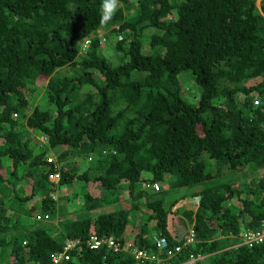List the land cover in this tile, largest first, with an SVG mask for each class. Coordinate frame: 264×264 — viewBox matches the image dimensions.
<instances>
[{
  "label": "trees",
  "instance_id": "1",
  "mask_svg": "<svg viewBox=\"0 0 264 264\" xmlns=\"http://www.w3.org/2000/svg\"><path fill=\"white\" fill-rule=\"evenodd\" d=\"M99 4L0 0V264H52L68 238L56 264H133L122 249L90 247V236L153 248L155 233L180 246L174 261L195 257L183 264H264V240L240 238L264 218V0H120L106 26ZM95 30L121 35L117 62L96 36L78 54ZM203 151L215 161L201 160ZM163 174L166 189L134 187ZM75 180H122L129 205L119 198L90 215L104 199L85 194L86 212L65 220L52 191ZM194 195L195 208H172ZM34 211L61 216L62 232L50 222L17 237Z\"/></svg>",
  "mask_w": 264,
  "mask_h": 264
},
{
  "label": "rangeland",
  "instance_id": "2",
  "mask_svg": "<svg viewBox=\"0 0 264 264\" xmlns=\"http://www.w3.org/2000/svg\"><path fill=\"white\" fill-rule=\"evenodd\" d=\"M257 1L258 0H256V2ZM131 10H132V8L130 9V11ZM106 36H107L106 41L105 42L101 41V43H100V49H99L100 53L103 56H105V58L107 60H109L111 62H117V60H118V58H117L118 51L113 48L115 36H114L113 33H108V35L106 34ZM62 69L64 71L63 67H62ZM94 76L97 77V74L94 73ZM44 83H45V81L42 80V84H41L42 89H43ZM42 89H40V90H42ZM85 89L86 88L84 86H82L79 89L76 98H80L83 95V92H84ZM40 92L41 91H39V93L37 94V98H42L43 97V93L41 92L42 96H40ZM38 102H42V99L38 100ZM46 106H47V104H46ZM197 130L199 131L198 128H197ZM51 158H52L51 160H55L54 156H51ZM199 158L201 160L206 159V160L210 161L211 163H213L215 161L212 158H208L207 155L205 154V151L201 152V154L199 155ZM4 159H5V163L6 164L9 163L7 158H4ZM65 160L66 159H63L61 162L65 161ZM68 167L69 166H67V168ZM222 168H224V167H221V169ZM259 169L262 172L264 171V167H261ZM140 175L150 176V173L148 172V170L143 169V171H141ZM164 175L165 174H163V177H164ZM53 176L57 177L56 175H53ZM163 177H162V181H161V185L160 186H161V189H166V187L163 186L164 183H162V182H164ZM246 178L248 179L247 175H246ZM121 182H123V181L121 180ZM120 183H117L116 186L113 187V188H105V187L101 186L98 181L88 180V181L84 182V181H80V180H75L71 184L70 183L67 184V185L59 184V186L55 185L54 191H52V192H54V194L56 195L57 200H59V202H58L59 206L60 207L63 206V208L65 206V208H66L67 212L63 214L64 219L65 220H70L71 218L75 217L76 215H79L80 213H83L85 210H87L85 208V197H84L85 194L88 197H97V198L99 197V198H103L104 199V200H101V202H100L101 204L89 207V211L88 212H89L90 215H95L97 212H101V211H105L107 209H110L111 206L112 207L117 206L118 202H119V198H122V199H124V201H126V203H124V206L129 205L128 195H127L128 190L126 188H123ZM137 183L138 184H136V183L134 184L135 188L136 187L143 188L141 186V181L137 182ZM19 184H20V186H22V188L25 191V193L29 192V183L28 182L21 181V183H20V181H19ZM172 188H175V187H172ZM172 188H169L166 191L164 202L166 201V199H170L172 197V194H171V191H170V190H172ZM144 189H146V188H144ZM178 189L179 188H176L174 190H178ZM19 191L23 193V191H21L20 189H19ZM35 192L37 194H39L40 190L37 188L35 190ZM140 198H142V197H140ZM186 198H188V197H186ZM12 203L13 204H17L16 201H12ZM180 203L186 205V203L184 201H180ZM187 203L190 206L189 208L192 209V207H193L192 200L188 199ZM25 204H27V203L25 202ZM185 205H183V208H184ZM27 206H28V204H27ZM173 206L177 207L176 203H174ZM19 208L21 209V206H19L17 209H19ZM249 209L253 210L254 207L252 205H250ZM74 210L76 211L75 215H74V212H75ZM177 211L180 212V210H178V209H177ZM80 215H82V214H80ZM168 216H169V214H167V217ZM181 216L185 217V215L183 213L181 214ZM176 219H177V216H176ZM24 220L27 221L26 225L23 226V229L21 228L19 230L20 232L18 233L17 237H21L23 233H25V235H26V232H27V234H29L28 230H30L31 228H33L37 224L45 225L46 229H48L47 224H50V223H46L44 220H34L33 218H28V217H23L21 219V221H24ZM57 221H59L58 224H57ZM128 221L130 222V224L135 223V221L132 220V219H129ZM50 222L53 225L56 224L55 227L57 229L55 231L58 230V232H62V228L63 227H62L61 216H57L53 212L50 215ZM176 224H178V222ZM186 228H187V231H188L189 230V226H186ZM130 229H132V228H130ZM133 229H134V227H133ZM134 230H136V228ZM180 231L182 232L183 229H182V226L179 225V226L176 227L175 232H180ZM185 234H188V233H185ZM212 235H213L214 238H217V239L219 238L218 239L219 245H223L224 246L227 243V239L225 237H223V236H220V233H217V231L213 232ZM128 239H131V237H128ZM189 261H193V260H189Z\"/></svg>",
  "mask_w": 264,
  "mask_h": 264
},
{
  "label": "built area",
  "instance_id": "3",
  "mask_svg": "<svg viewBox=\"0 0 264 264\" xmlns=\"http://www.w3.org/2000/svg\"><path fill=\"white\" fill-rule=\"evenodd\" d=\"M120 36V34H118ZM102 40L105 39V37L101 38ZM90 38L85 37L82 39L81 45L82 47L87 46L89 43ZM255 102V100H254ZM50 157H47V160H49ZM56 174H49V177L53 178ZM142 186L150 187L151 189H158L159 185L156 181L154 182H141ZM192 232H188V235H186V240L191 239ZM241 243H244L248 246H251L255 242H261L264 240V219H260L258 226L255 228H246L241 236ZM74 239H66L64 241L62 249L57 252V254L51 255V262L52 264H56V262L59 260L60 257L67 258L68 257V249L72 247L74 244ZM153 242V248L149 246L141 247L135 243H130L127 241L125 244L124 242H120L114 237L111 236H90L89 240V246L95 247L98 246L101 243H104L107 248H110L113 251L116 250H124L126 252H129L132 254L133 258L135 259V262L133 264H183L185 262H191L189 260H193L195 257H190L186 259L185 261H174L173 258H171V255L180 249V246L178 244H174L173 247H167V240L164 236H153L152 237ZM147 247V248H146ZM166 254H165V253ZM199 257V256H198ZM102 264H107L106 262H103Z\"/></svg>",
  "mask_w": 264,
  "mask_h": 264
},
{
  "label": "clouds",
  "instance_id": "4",
  "mask_svg": "<svg viewBox=\"0 0 264 264\" xmlns=\"http://www.w3.org/2000/svg\"><path fill=\"white\" fill-rule=\"evenodd\" d=\"M258 2H259V0L256 3L258 4ZM119 8H120V0H100V4H99V9H100L99 24L101 26L108 25L109 22L113 19V17L116 14V12L119 10ZM94 36H96L98 38V44L99 45H100L101 41L105 42L106 41V38H107L106 34L102 30H98V31H95L94 33H89V34H87L85 36H82L79 39L80 41L78 43V54L84 53L86 51L88 45H89V43H88L87 46L82 47V45H81L82 39L85 38V37H88V38L92 39ZM114 36H115V38H120L121 35L118 36V33L117 34L115 33ZM102 37H105V39L102 40L101 39ZM77 94H78V92L76 93V96H77ZM83 95H84V92H83ZM83 95L80 98H83ZM215 101H217V103L220 102L219 100H215ZM165 177H166V175L163 178L164 182H162V183H164L163 184L164 187L167 184L166 183V180H165ZM48 178L50 180L56 181L58 177L51 178L48 175ZM161 181H156L158 183V185H159V188H161V186H160L161 185ZM151 182H154V181H151ZM142 187L143 188H150V187H145V186H142ZM158 189H154V190H158ZM52 196L53 197H56V195L54 194V192H52ZM188 199H191L192 200V204H193V207L192 208H195V205H196L198 196L197 195L188 196ZM188 199H187V201H188ZM187 201L184 200V202L186 203V206H189L188 203H187ZM172 208H175V207L173 206ZM31 218H33L34 220H44L46 223H50V215L47 212H44L43 213V212H40V211H37V212L34 211V212H32V217ZM259 221H260V219H259ZM259 221H258V223H259ZM187 226H189V230L186 233L192 232V225H187ZM157 235L158 234H156V233L153 234V235H150L151 236V242H152V237L153 236H157ZM158 236H160V235H158ZM22 242L24 243V241H22ZM52 254H56V253H51L50 256Z\"/></svg>",
  "mask_w": 264,
  "mask_h": 264
},
{
  "label": "crops",
  "instance_id": "5",
  "mask_svg": "<svg viewBox=\"0 0 264 264\" xmlns=\"http://www.w3.org/2000/svg\"><path fill=\"white\" fill-rule=\"evenodd\" d=\"M180 201H184V199H179V201L176 202V205H179ZM185 201H187V200H185Z\"/></svg>",
  "mask_w": 264,
  "mask_h": 264
}]
</instances>
